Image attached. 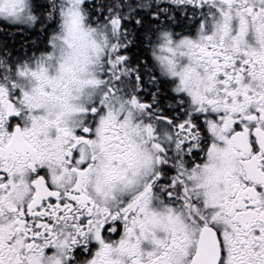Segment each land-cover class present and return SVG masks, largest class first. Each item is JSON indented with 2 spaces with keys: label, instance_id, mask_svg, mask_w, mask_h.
Segmentation results:
<instances>
[{
  "label": "snow or ice",
  "instance_id": "6c2138e0",
  "mask_svg": "<svg viewBox=\"0 0 264 264\" xmlns=\"http://www.w3.org/2000/svg\"><path fill=\"white\" fill-rule=\"evenodd\" d=\"M0 264H264V0H0Z\"/></svg>",
  "mask_w": 264,
  "mask_h": 264
}]
</instances>
